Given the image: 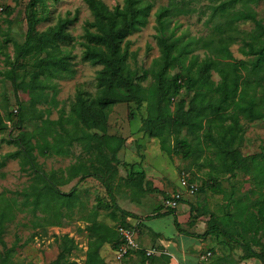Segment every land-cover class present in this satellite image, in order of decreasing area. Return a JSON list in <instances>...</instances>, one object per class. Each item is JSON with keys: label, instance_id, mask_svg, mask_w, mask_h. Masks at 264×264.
<instances>
[{"label": "trees", "instance_id": "trees-1", "mask_svg": "<svg viewBox=\"0 0 264 264\" xmlns=\"http://www.w3.org/2000/svg\"><path fill=\"white\" fill-rule=\"evenodd\" d=\"M50 1L57 0L25 1L22 40L14 35L13 23L18 16L11 18L18 6L1 5L7 25L0 22V61L4 56L0 75L12 82L17 108H11L6 99L4 113L0 110V132L8 130L2 140L17 148L2 154L0 168L10 159H18L20 170L30 175L31 181L23 189L0 192V264H10L17 248L28 241L21 242L16 233V239L8 243L5 233L12 223L29 225L37 232L74 218L88 222L90 241L84 264H109L102 254L103 246L110 243L118 250L124 241L119 225L131 226L126 217L139 216L121 205L119 195L127 192L139 200V195L158 190L146 179L144 168L132 169L127 177L120 174V165L125 168L130 164L118 156L126 137L111 133L109 121L120 103L135 104L138 109L145 106L140 130L158 138L161 149L170 156L183 153L185 158H197L207 149L202 164L219 168L217 173L232 178L238 176V170L250 176L252 186L239 196L236 185L227 193L212 170L201 175L203 183L196 190L224 193L234 203L233 210L221 215L207 209L210 218L204 235L216 234L225 246L239 247L241 258L255 257L264 264V147L243 154L235 146L245 129L243 118H264V19L255 7L262 0H122L115 5L86 0L93 18L84 23L79 41L81 59L101 66L96 73L98 88L94 93L79 86L69 109L58 97L57 79H71L78 73V55L68 44L76 38L69 26L79 20V10L73 15L68 11L40 29ZM196 12L207 15V34L178 31V19L170 32L163 30L165 18ZM152 14L160 54L152 60V81L145 86V77L137 67L138 50L131 48L129 36L147 26ZM243 21H251L252 28L241 29ZM237 43L243 57L232 49ZM198 50H203V55ZM214 72L220 75L219 80L214 79ZM54 111L57 117H52ZM30 120L33 127L26 128ZM76 144L80 153L64 167L46 170L38 161L39 155L71 156ZM89 177L98 179L106 193V198L98 196L92 206L83 193L86 190L80 189ZM74 179L77 182L70 190L62 189ZM173 193L164 192V196ZM103 208L116 224L103 219ZM175 209L163 202L147 217L174 213ZM192 209L204 213L195 205ZM23 212L28 220L19 219ZM175 222L180 231H185L177 215ZM56 241L60 251L47 264L76 263L70 257L78 246L76 238L65 233ZM137 251L144 257L142 264L147 259L152 263L153 258L144 250Z\"/></svg>", "mask_w": 264, "mask_h": 264}, {"label": "rangeland", "instance_id": "rangeland-1", "mask_svg": "<svg viewBox=\"0 0 264 264\" xmlns=\"http://www.w3.org/2000/svg\"><path fill=\"white\" fill-rule=\"evenodd\" d=\"M25 1L26 0H21L18 4L17 0H0V22L3 26L7 25V22L3 20L7 14L4 12L1 5L6 4L15 7L18 6L16 11L11 15V18L18 16V20L13 23V27L14 35L19 40H22L23 35L21 32L25 29V22L23 20ZM105 1L110 5L122 2V0ZM157 6L158 4L155 8H157ZM255 7L258 10L259 16L264 19V0L255 4ZM77 10H79V20L69 26V29L76 38L68 44V47L78 55L76 58L78 73L71 79H57L60 87L58 97L63 101L67 109H69L70 102L74 99L76 90L79 86L91 90L94 93L98 88L96 73L97 69L101 66L82 61V45L79 42L82 39V34L84 33L85 21L93 18L92 12L86 0L50 1L48 12L46 13L48 16L38 25L40 29H45L50 24L55 23L59 16L66 15L68 11H70L71 15H73ZM155 10L156 9H154V11ZM206 17L207 15H201L198 12L192 15H182L177 18L167 17L165 18L162 27L163 30L170 32L178 19V22L181 23L178 31L187 30L191 35L207 34L209 29L205 24ZM155 25V16L152 14L150 22L147 26L130 34L129 36L132 41L131 48L138 50L137 67L145 77L143 80V84L145 86H148L152 81V76L149 70L152 60L160 54V48L155 37V34L157 33ZM239 25L241 29H251L253 23L251 21H243ZM239 46V43L234 44L232 49L235 55L243 57L239 51ZM8 50L11 55L14 54L12 42L9 43ZM197 52H200L201 55H203V50H198ZM3 57L4 56L1 55L0 65L3 64ZM219 78L220 75L217 72H214V79L219 80ZM185 95H187V93ZM6 99H8V103L11 108H17L12 82L10 80H4L0 75V110L2 113H4V104ZM38 106H42V104ZM129 111H132V115L129 114ZM145 113V106L138 109L135 104L120 103L115 105L114 110L110 115V132L126 137V142L118 153L121 160H125L130 163L125 168L120 165V174L123 177H127L132 169L134 171H140L144 166L147 169V172L154 176L157 184L162 187L165 185H173L175 187L179 186V181H181L183 177L187 180H192L194 184L199 187L203 183V177H201V175H205L208 171L212 170V172L216 174L218 179L222 182L223 188L227 191V193H230L233 188L232 186L236 185V196H239L240 194L248 191V189L252 186L249 178L250 176L245 174L243 171L238 170V176L236 178H232L228 174L221 172L217 173L219 168L212 169L211 165L202 164L206 161V155L209 153L207 149L197 158L194 156L185 158L183 153H177L170 156L164 152L160 147L158 138L150 137L140 130L142 118ZM57 116V111H54L52 117ZM242 121L245 123V129L235 146H238L243 154H251L262 150L264 147V118L254 121H247L243 118ZM33 124L32 120L28 121L26 128L33 127ZM7 133L8 130L0 132V159L3 153L17 148L15 144L7 143L2 140V138L7 136ZM15 133L16 131H14V134ZM185 133L186 128L183 129V134ZM80 150V146L76 144L73 147V155L71 156L39 155L38 161L46 170L64 167L75 159V155L79 154ZM141 153H144V157L141 156ZM211 157H213L212 154ZM210 180L212 181V179ZM30 181L31 176L20 170L18 159H10L7 161L5 166L0 168V192L5 189L13 191L23 189V187L28 185ZM76 182V179H74L70 183L63 185L62 189L70 190ZM153 184L154 181H152L151 186H153ZM80 189L86 190L83 193L85 196L89 197L90 206L97 202L98 196L106 198L104 187L96 178H87L80 184ZM195 195L201 199V202L202 199L206 200L209 209L217 214L221 215L224 211H231L234 209L232 199L226 197L224 193H214L210 189H207L206 192H202L198 189L196 190ZM126 197H128V195H126ZM125 199L126 200H121V204L128 206L130 204L129 200L127 198ZM148 199L149 200L143 207V212H152V209H154L153 206H157L160 202L162 203V201L164 202L165 197L163 193H153L148 196ZM229 202L230 206H228ZM107 211L108 209L106 208L102 209V213L106 217ZM24 213L25 212L20 214L19 219H23L25 221L28 219L27 216L26 218H23ZM29 216L30 215H28V217ZM77 216L79 215L77 214ZM171 217L172 213L165 214L164 219L161 220L165 224L167 232L172 229L169 224V219H171ZM87 225V221L74 218L72 220H66L61 226L54 225L47 228H39L37 229V232H34V229L29 225L27 226L20 223H12L5 233V238L8 243L10 245L12 244V242L16 239V233H18L21 237V242H24L27 239L28 241L24 246L17 248L14 260L10 264H47L48 262L54 260L60 251V244L56 241V237L65 233L73 235L78 241V246L73 249L70 255L71 259L73 255L76 257H80V255L84 256L87 251V244H89L90 241V234L87 230ZM80 259L81 258H78V260Z\"/></svg>", "mask_w": 264, "mask_h": 264}, {"label": "crops", "instance_id": "crops-1", "mask_svg": "<svg viewBox=\"0 0 264 264\" xmlns=\"http://www.w3.org/2000/svg\"><path fill=\"white\" fill-rule=\"evenodd\" d=\"M143 168L147 173L146 179L151 182L154 181L153 187L158 190L151 191L143 196L139 195V200L132 199L127 192H122L119 195V201L121 203V200H126L125 198H127L130 204L128 206L121 205L125 209L133 211L139 215L138 217H126L127 222L131 226H137V241L142 247V249L139 250L145 251V249L151 247H156L159 250L152 255H148L153 258V261L151 263V259H147L145 264H261V260L255 257L241 258L243 252L239 247L230 248L225 246L221 242V238L216 234L211 233L204 235L208 228V221L210 218V214L207 213L209 207L206 200L202 199L201 202V199H199L195 193L188 192L187 189L181 185V181H179L180 185L176 187L173 185L160 186L157 184L154 176L148 173L144 166ZM175 190H182L184 196L180 204L176 207L174 213H172L171 219H169V224L172 229L167 232L165 224L161 221L164 219L165 215L153 216L150 218L147 217V215L156 213L159 205L162 204L163 201L157 206H153L154 209H152V212H143V207L149 200V195L153 193L164 194V192L169 195ZM126 195H128V197H126ZM193 205L200 207L204 213L199 214L196 210L193 212ZM164 210L165 208L161 209V211ZM175 215H177L181 227L185 231H180L177 228ZM103 219L109 224H116V221L108 215L107 217L104 216ZM88 247L89 244H87V250ZM208 251H211L212 254L203 257ZM102 254L105 256L109 264H142V259L144 258L142 254H138L137 250H132L130 254H126L127 256H121L119 248L118 250H114L110 243H106L103 246ZM78 258L81 259L78 260ZM86 258L87 251L84 256L80 255V257H76L73 255L72 257V259L76 261L74 264H84Z\"/></svg>", "mask_w": 264, "mask_h": 264}, {"label": "built area", "instance_id": "built-area-1", "mask_svg": "<svg viewBox=\"0 0 264 264\" xmlns=\"http://www.w3.org/2000/svg\"><path fill=\"white\" fill-rule=\"evenodd\" d=\"M181 185L187 189L188 192L194 193L196 190V184L189 183L188 180L183 177L181 179ZM184 196V192L182 190H177L173 193L172 196L165 198L164 203L166 206L169 207H177L181 199ZM119 232L122 234V237L124 239L122 245L119 247V253L121 256H125L128 254L131 250H139L142 249L141 245L137 241V226H123L119 225L118 227ZM159 250L156 247H151L145 249V252L147 255H152ZM211 251H208L206 255H203V257H207L211 255Z\"/></svg>", "mask_w": 264, "mask_h": 264}]
</instances>
